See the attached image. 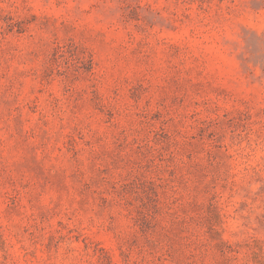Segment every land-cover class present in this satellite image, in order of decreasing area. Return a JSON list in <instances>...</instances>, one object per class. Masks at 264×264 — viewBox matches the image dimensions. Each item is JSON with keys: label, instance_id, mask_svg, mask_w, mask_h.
I'll use <instances>...</instances> for the list:
<instances>
[{"label": "rangeland", "instance_id": "rangeland-1", "mask_svg": "<svg viewBox=\"0 0 264 264\" xmlns=\"http://www.w3.org/2000/svg\"><path fill=\"white\" fill-rule=\"evenodd\" d=\"M0 264H264V0H0Z\"/></svg>", "mask_w": 264, "mask_h": 264}]
</instances>
